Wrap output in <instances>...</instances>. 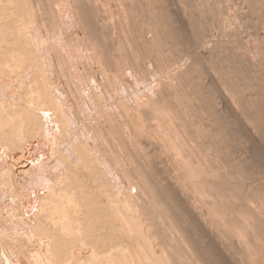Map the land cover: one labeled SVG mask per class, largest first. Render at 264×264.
I'll use <instances>...</instances> for the list:
<instances>
[{"label":"bare ground","instance_id":"obj_1","mask_svg":"<svg viewBox=\"0 0 264 264\" xmlns=\"http://www.w3.org/2000/svg\"><path fill=\"white\" fill-rule=\"evenodd\" d=\"M263 180L264 0H0V264H264Z\"/></svg>","mask_w":264,"mask_h":264},{"label":"rangeland","instance_id":"obj_2","mask_svg":"<svg viewBox=\"0 0 264 264\" xmlns=\"http://www.w3.org/2000/svg\"><path fill=\"white\" fill-rule=\"evenodd\" d=\"M60 10H63V9H60ZM63 11H65V9L63 10ZM63 11H61L60 12V14L62 13V15L63 16H65L67 13H64ZM66 17H67V19H66ZM60 18L62 19V18H64V19H62V22H63V24H64V21H65V19H66V21L68 20V16H65V17H62L61 15H60ZM65 21V22H66ZM68 23L70 24V22L68 21ZM68 23H66V24H64V27H66V28H68ZM66 25V26H65ZM71 26L69 25V28H70ZM152 80H150L149 82H147V83H145V84H138L137 86L136 85H132L131 87H132V89H131V91H129V95L130 96H128V98H126L127 100L130 98V101H133V100H135L137 97H140V96H143V94H151L152 93V91L151 90H153V86L154 85H152ZM152 85V86H151ZM139 86V87H138ZM144 87H145V89H144ZM149 92H147V91ZM118 91V92H117ZM117 91H115V93H117L118 94V96H120V97H122V95H124V92H122L121 93V90L119 89V90H117ZM146 91V92H145ZM139 92H141V94H139ZM145 92V93H144ZM151 92V93H150ZM122 95H121V94ZM117 94H115L116 96H117ZM139 94V95H138ZM117 96V97H118ZM125 96V95H124ZM124 98V97H123ZM40 145H38V147H36V151H35V153L37 154V157H44L45 155H43L45 152V154H47V151H48V148L49 147H47L46 146V150L44 149V147H42V148H40L41 146H45L44 144L43 145H41L40 147H39ZM40 148V149H39ZM44 149V150H43ZM37 151H39L38 153L41 155L42 154V152H43V154L40 156L38 153H37ZM244 154V156H245V153H243ZM36 156V155H35ZM243 156V155H242ZM263 182H264V180H263ZM2 201L0 200V203H1ZM2 203H4V204H2ZM1 203V205H2V209L3 210H6L7 208H8V201L6 200V202H5V200H3V202ZM6 204V205H5ZM3 206H5V207H3ZM1 211L0 212V214H2V212L4 213V214H6V211L4 212V211ZM4 214H2V215H0V217L2 216H5ZM18 227L17 228H20V226L19 225H17ZM20 233V232H19ZM18 232L16 233V235L18 234V237H19V235H20V237L22 236V234H19ZM19 237V238H20ZM22 238V237H21ZM27 245V244H26ZM28 247V246H27ZM21 261V263L20 264H30V262L29 261H27L26 259L24 260V259H22V260H20Z\"/></svg>","mask_w":264,"mask_h":264}]
</instances>
